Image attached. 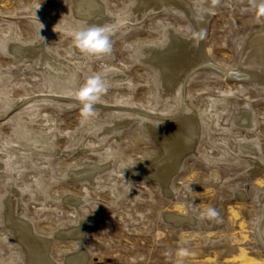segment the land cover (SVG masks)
Here are the masks:
<instances>
[{"label":"rangeland","instance_id":"1","mask_svg":"<svg viewBox=\"0 0 264 264\" xmlns=\"http://www.w3.org/2000/svg\"><path fill=\"white\" fill-rule=\"evenodd\" d=\"M82 1L0 0V264L30 263L7 224L11 199L12 217L51 240L55 264L80 254L85 264H264V85L204 65L185 85H166L152 54L172 35L200 44L187 15L98 0L105 18L95 24L81 17ZM187 1L205 21L209 62L264 78L250 56L264 31L260 0ZM92 25L111 28L110 54L75 48L73 31ZM95 74L107 92L85 119L76 93ZM188 120L199 137L168 188L137 179L161 154L153 131L166 136ZM89 166L99 168L91 180L74 176ZM209 207L217 217L202 216ZM170 212L187 220L169 221ZM181 248L191 254L180 257Z\"/></svg>","mask_w":264,"mask_h":264},{"label":"bare ground","instance_id":"2","mask_svg":"<svg viewBox=\"0 0 264 264\" xmlns=\"http://www.w3.org/2000/svg\"><path fill=\"white\" fill-rule=\"evenodd\" d=\"M80 2V1H79ZM79 3L83 18L90 23L101 24L105 18L102 6L98 0H84ZM76 4V3H75ZM169 7L182 11L185 13L190 21H192L196 39L200 41L194 45V40H185L172 35L170 45L161 51H154L151 65L160 71L163 83L166 85L181 83L182 86L186 81L189 73L198 66H209L223 74L225 77H233L234 79L248 78L257 81L264 85V78L261 73L254 70L252 72H245L243 68L239 71H229L221 69L212 65L203 51V38L205 32V21H201L195 14V10L187 0H139L138 8L143 10H160ZM78 11V10H77ZM77 14V13H76ZM80 16V15H79ZM253 51L250 56L254 62L264 65V31L257 33L251 39ZM15 47V46H14ZM14 50V49H13ZM34 48L20 47L16 49L19 55H25L35 51ZM36 52V51H35ZM38 52V51H37ZM195 71V70H194ZM179 79L181 82H179ZM231 79V78H230ZM252 81V82H254ZM257 83V84H258ZM185 85V84H184ZM124 125L127 123L124 122ZM119 126V125H118ZM116 126V127H118ZM199 125L188 120L182 125V129L166 131L167 135L157 134L153 131L155 140L162 147L160 149V156L151 162L140 165V168L135 172L137 179H148L161 182L163 188L166 190L170 184V179L173 174L179 169L184 157L195 149L197 139L199 137ZM97 169L96 166H89L88 168L74 173L77 179L91 180L93 174ZM12 200V199H11ZM11 200L6 201L8 204L7 224L11 227L16 238L19 240L23 250L28 255L29 264H55L49 256V246L51 240L39 238L34 235L31 225L24 220L14 219L13 203ZM75 201V199H73ZM169 221L174 223H181L187 220L184 216L170 212L166 214ZM189 220V219H188ZM7 225V226H8ZM179 225V224H178ZM8 226V227H9ZM85 226V225H84ZM83 228H70L62 230L56 235L59 238H72L75 235L83 233ZM264 234V228H263ZM84 235V234H83ZM81 252V251H80ZM87 256L85 254L76 255L73 258L74 264H85Z\"/></svg>","mask_w":264,"mask_h":264},{"label":"clouds","instance_id":"3","mask_svg":"<svg viewBox=\"0 0 264 264\" xmlns=\"http://www.w3.org/2000/svg\"><path fill=\"white\" fill-rule=\"evenodd\" d=\"M258 10L264 12V0H260ZM41 26L43 27V25ZM72 36L75 48L86 56H104L112 51V30L108 26L92 25L76 29L73 31ZM106 92V82L100 74L89 77L79 89L76 95L83 106L82 115L85 119L96 114L98 110L97 101L101 98V94ZM202 216L211 219L217 217L218 213L215 209L209 207L206 212L202 213ZM190 254L186 248L178 250L180 257H188ZM166 255L170 256L171 253H166Z\"/></svg>","mask_w":264,"mask_h":264},{"label":"water","instance_id":"4","mask_svg":"<svg viewBox=\"0 0 264 264\" xmlns=\"http://www.w3.org/2000/svg\"><path fill=\"white\" fill-rule=\"evenodd\" d=\"M100 108L105 109V107H100Z\"/></svg>","mask_w":264,"mask_h":264}]
</instances>
